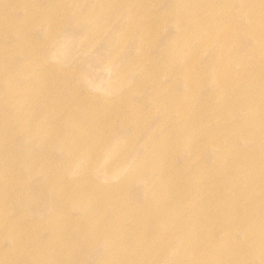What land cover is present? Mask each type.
I'll use <instances>...</instances> for the list:
<instances>
[{"label":"rangeland","instance_id":"374dc122","mask_svg":"<svg viewBox=\"0 0 264 264\" xmlns=\"http://www.w3.org/2000/svg\"><path fill=\"white\" fill-rule=\"evenodd\" d=\"M243 14L0 0V264H264V136L244 139L248 105L215 85L264 89V27Z\"/></svg>","mask_w":264,"mask_h":264},{"label":"bare ground","instance_id":"6f19581e","mask_svg":"<svg viewBox=\"0 0 264 264\" xmlns=\"http://www.w3.org/2000/svg\"><path fill=\"white\" fill-rule=\"evenodd\" d=\"M242 4V11H244L243 17L246 23V26L249 30V33L255 36L257 41H261V33L259 32L261 27H264V20L255 21V17L258 16V14L254 11V5H250L251 0H239ZM180 18L178 20H181L182 15H179ZM229 17H225L222 20L215 22L213 25L214 29V35L219 36L221 32H224L227 26L229 27ZM181 26V25H180ZM228 30V28H227ZM226 30V31H227ZM222 35V34H221ZM264 83V82H263ZM260 84V83H259ZM215 85L217 86L216 94L219 99H223L226 102L230 100L232 97L231 104H227V107H236L237 104L241 102H246L249 108V114L246 115L247 120H250L249 122L246 120L244 123V139L256 141L259 140V136H264V89H249V88H242L239 87L236 92L229 90V84H225L222 80H217L215 82ZM233 99H235L233 101ZM225 107V105H224ZM255 118V120H254ZM264 138V137H263ZM264 142V139H263ZM149 171L151 172V176H153L154 181L156 185L164 190V194L168 195L172 192L174 189V184L168 182L167 175L165 173H162L161 166L158 163H152L148 166ZM192 205L191 203L186 204L182 207L183 210L187 209ZM194 222L198 223V217L197 214L193 216ZM192 239V236L190 233H184V234H178L177 235V243L179 246L185 242L186 240ZM192 256L194 252H191ZM190 253V254H191ZM219 260V258H217ZM221 264V262L217 263Z\"/></svg>","mask_w":264,"mask_h":264}]
</instances>
